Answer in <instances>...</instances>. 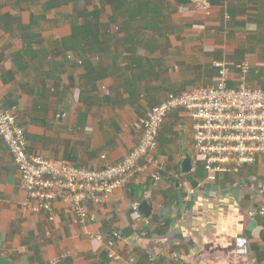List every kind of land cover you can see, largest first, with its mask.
<instances>
[{"label":"crops","instance_id":"obj_1","mask_svg":"<svg viewBox=\"0 0 264 264\" xmlns=\"http://www.w3.org/2000/svg\"><path fill=\"white\" fill-rule=\"evenodd\" d=\"M49 1L0 0V100L17 112L32 154L89 168L119 161L137 144L153 105L169 93L216 82V60H248V83L264 89V0H210L208 12L189 0H168L170 7L157 19L145 13L113 17L106 6L101 16L109 20L100 16L91 38L74 40L73 7H51ZM193 147L192 120L182 110L171 111L155 153L166 162L162 180L138 172L104 202L89 203L96 221L82 222L65 214L59 202L53 219L27 206L20 172L0 138V263L264 264V216L249 215L262 200L264 155L211 183L203 159L192 172L184 171L183 161L196 156ZM175 173L194 177L198 187L190 185L201 193L210 190L208 183L220 194L231 191L238 200L239 231L194 225L195 196L185 199L186 186ZM143 200L152 204L150 218L129 207ZM113 230L119 232V259L92 237ZM240 238L244 245H238Z\"/></svg>","mask_w":264,"mask_h":264},{"label":"built area","instance_id":"obj_2","mask_svg":"<svg viewBox=\"0 0 264 264\" xmlns=\"http://www.w3.org/2000/svg\"><path fill=\"white\" fill-rule=\"evenodd\" d=\"M189 1L206 12L212 8L210 0ZM214 66L218 70L215 83L169 93L142 119L137 144L119 161L100 168L30 153L27 134L18 121L17 112L6 108L0 100V138L20 172L22 187L27 192V206L53 219L58 215L56 204L59 202L65 214L74 213L82 222H95L96 215L89 210V203L104 202L116 189L125 188L138 172L147 171L154 182L161 181L166 162L155 153L163 124L175 110L184 111L192 120L196 150L192 166L197 168L199 159L196 157L202 156L208 182H216L223 173H240L256 163L264 155V89L248 83L251 70L248 60L234 65L216 60ZM235 71L239 74L238 85H233ZM101 157L106 158V155ZM174 178L186 186V196L189 188L195 190L181 173H175ZM260 191L261 203L249 211L250 216H264V185ZM138 205L133 202L129 207L137 211ZM117 236V230L108 237L100 232L92 234L105 242L109 256L114 259L121 258L115 249Z\"/></svg>","mask_w":264,"mask_h":264},{"label":"clouds","instance_id":"obj_3","mask_svg":"<svg viewBox=\"0 0 264 264\" xmlns=\"http://www.w3.org/2000/svg\"><path fill=\"white\" fill-rule=\"evenodd\" d=\"M86 131H90V129H86ZM196 158L203 159L202 156ZM205 182L207 183V181ZM187 191L188 195L185 199L195 196L190 209L193 214L194 225H199L201 229L211 225L218 233L235 234L236 231H239L238 200L231 191L220 194L219 189H212L211 187L207 193H201L190 188ZM188 212L189 208L185 207L183 213L186 215ZM237 243L244 245L246 241L240 238ZM246 251V248H241V252Z\"/></svg>","mask_w":264,"mask_h":264},{"label":"trees","instance_id":"obj_4","mask_svg":"<svg viewBox=\"0 0 264 264\" xmlns=\"http://www.w3.org/2000/svg\"><path fill=\"white\" fill-rule=\"evenodd\" d=\"M71 1L76 0H50V6L56 7L61 4H66ZM179 2H184L186 0H178ZM93 2L100 3V7H95L93 9L83 8L84 10L79 11V15H81L82 20L81 25L77 26V20H74V33L72 35V39H78L79 36L84 39H89L95 34L97 31L93 26L99 25L101 23L100 16L102 15L103 8L106 6H111L113 10V17L120 16L125 17L128 16L131 19L135 17H141L143 14L149 15L152 19H157L162 17V13L165 9L169 8L168 0H85L87 5L93 4Z\"/></svg>","mask_w":264,"mask_h":264},{"label":"water","instance_id":"obj_5","mask_svg":"<svg viewBox=\"0 0 264 264\" xmlns=\"http://www.w3.org/2000/svg\"><path fill=\"white\" fill-rule=\"evenodd\" d=\"M183 168H184V171L186 173L192 172V160L189 159V158H186L183 161ZM190 181H191V185L194 188H197L198 187V182L194 179V177L191 176L190 177ZM212 186H213V184H211V183H208V184H205L204 185V187H206V188H210ZM138 211L140 212V214L144 218H150L151 215H152V212H153L152 204L149 201H147V200H143L138 205Z\"/></svg>","mask_w":264,"mask_h":264},{"label":"rangeland","instance_id":"obj_6","mask_svg":"<svg viewBox=\"0 0 264 264\" xmlns=\"http://www.w3.org/2000/svg\"><path fill=\"white\" fill-rule=\"evenodd\" d=\"M64 6H71V7H73V9H74L73 12L75 13V15L74 16L73 15H70V17H74L78 21H81L82 20V17H81V15L78 14L81 9L84 10L83 8H86V6H87V8L93 9L94 7H100L101 5L98 2H93V4L87 5L85 3V0H76V1H71L69 3H66ZM106 16L107 15L105 13L103 14V16H101L102 19H103V21H108L109 20V17H106Z\"/></svg>","mask_w":264,"mask_h":264}]
</instances>
